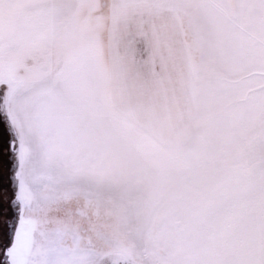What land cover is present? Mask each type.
I'll list each match as a JSON object with an SVG mask.
<instances>
[{
	"label": "snow or ice",
	"instance_id": "6c2138e0",
	"mask_svg": "<svg viewBox=\"0 0 264 264\" xmlns=\"http://www.w3.org/2000/svg\"><path fill=\"white\" fill-rule=\"evenodd\" d=\"M0 264H264V0H0Z\"/></svg>",
	"mask_w": 264,
	"mask_h": 264
}]
</instances>
